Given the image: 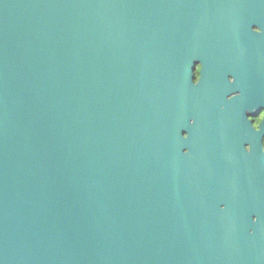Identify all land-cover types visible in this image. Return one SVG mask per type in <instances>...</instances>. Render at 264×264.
Here are the masks:
<instances>
[{
	"label": "water",
	"instance_id": "95a60500",
	"mask_svg": "<svg viewBox=\"0 0 264 264\" xmlns=\"http://www.w3.org/2000/svg\"><path fill=\"white\" fill-rule=\"evenodd\" d=\"M257 25L264 0H0V264H264V124L221 110Z\"/></svg>",
	"mask_w": 264,
	"mask_h": 264
},
{
	"label": "flooded vegetation",
	"instance_id": "af4514ba",
	"mask_svg": "<svg viewBox=\"0 0 264 264\" xmlns=\"http://www.w3.org/2000/svg\"><path fill=\"white\" fill-rule=\"evenodd\" d=\"M253 69H256L258 72H253L248 76L247 79L257 78L260 79V82L248 84V83H238L236 80V75L231 74L228 76V83L229 85L225 89V93L222 94L226 100L231 101L234 100L237 103H243V105H236L237 108H225L222 107L221 110H231V111H257L258 115H260L261 112H264V62L259 67H253ZM199 71L200 66H198L196 70V81L199 79ZM244 77V74L243 76ZM230 78H234V81L230 82ZM245 103H248V105H245ZM249 121L251 122L252 128L255 132H257V129L254 127V123L252 120H250V117H253L251 115H248ZM260 131V130H259ZM258 131V132H259ZM261 143L264 150V134L262 135ZM248 146V145H247Z\"/></svg>",
	"mask_w": 264,
	"mask_h": 264
},
{
	"label": "clouds",
	"instance_id": "9594fccd",
	"mask_svg": "<svg viewBox=\"0 0 264 264\" xmlns=\"http://www.w3.org/2000/svg\"><path fill=\"white\" fill-rule=\"evenodd\" d=\"M259 31V30H256ZM234 81V78H230V82ZM250 120L253 121L254 123V127L257 129V131L261 130V125L264 124V112H261L259 116H255V117H250ZM185 138H187V134L185 136ZM247 151H251V145H248L246 147ZM188 150H186V154H187Z\"/></svg>",
	"mask_w": 264,
	"mask_h": 264
},
{
	"label": "snow or ice",
	"instance_id": "6c2138e0",
	"mask_svg": "<svg viewBox=\"0 0 264 264\" xmlns=\"http://www.w3.org/2000/svg\"><path fill=\"white\" fill-rule=\"evenodd\" d=\"M259 30V31H256ZM253 31L256 32L258 35H264V27L257 25L253 28Z\"/></svg>",
	"mask_w": 264,
	"mask_h": 264
}]
</instances>
